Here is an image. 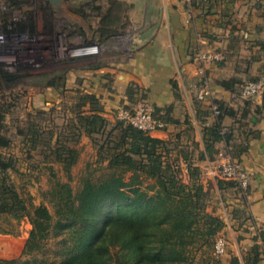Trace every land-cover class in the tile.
<instances>
[{
    "label": "crops",
    "instance_id": "crops-1",
    "mask_svg": "<svg viewBox=\"0 0 264 264\" xmlns=\"http://www.w3.org/2000/svg\"><path fill=\"white\" fill-rule=\"evenodd\" d=\"M41 4L44 16L32 18L35 30L43 24L55 29L60 12L74 24L69 46L96 42L101 48L92 56H66L60 68L46 71L49 78L59 75L62 85L46 84L45 104L54 95L95 94L104 116L112 117L132 100H147L166 123L147 134L163 140L169 154H189L201 169L205 190L216 195L210 206L225 222L219 232L229 242L225 264L234 256L245 264L255 245L263 251L264 90L247 100L233 94L244 81L264 74V0H211L193 17L182 0H62L59 4L41 0ZM110 15L112 21L104 23ZM3 18L0 11V25L5 24ZM104 28L111 32L102 34ZM198 47L221 50L226 59L202 67L192 58ZM5 58L0 62L4 70L15 61V53ZM204 78L209 80L211 96L200 100L197 90ZM227 81L230 87L224 85ZM216 102L227 109L221 126L228 134L214 140L206 129L218 120L212 110ZM229 158L252 174L245 195L215 174ZM180 161L187 168L186 161ZM260 257L256 264H264Z\"/></svg>",
    "mask_w": 264,
    "mask_h": 264
},
{
    "label": "trees",
    "instance_id": "trees-1",
    "mask_svg": "<svg viewBox=\"0 0 264 264\" xmlns=\"http://www.w3.org/2000/svg\"><path fill=\"white\" fill-rule=\"evenodd\" d=\"M210 4L211 0H200L197 9L208 8ZM8 15L11 13L4 14L3 18L5 32L15 34L28 28L35 30L33 23L8 21ZM111 21V15L104 19L106 24ZM101 31L104 35L111 32L105 28ZM16 78V74L5 71L0 63V89L4 88V79ZM54 78L57 77L50 78L46 84L59 88L62 78L59 76L60 84L52 81ZM230 84L231 81L224 82L226 87ZM80 94L83 95L79 104L82 108L80 118L88 134L98 133L108 122L103 115V105L95 94ZM216 103L220 110L218 120L206 129L214 140L228 134L221 126V118L227 109ZM9 108L6 103L2 106L0 122ZM85 108L87 110H83ZM154 115L163 121L155 112ZM119 125L123 134L116 143L119 150L109 157L111 171L97 179L91 175L84 177L76 192L68 183L57 181L44 194L54 213L48 204L35 205L21 194L10 173L16 169V159L0 151V235L15 234L17 224L28 219L32 229L22 256L33 257L43 250L48 237H62L59 262L20 256L0 259V264H192L198 252L203 264H224L213 254L215 238L225 226L224 220L203 211V205L198 204L205 201L209 193L202 183L192 182L190 176V185L191 182H183L178 175L181 158L188 169L199 172V167L193 165L189 154L171 158L163 140L120 120ZM10 144V138L0 132V149ZM62 149L75 154L70 147L63 146ZM232 156L235 158V154ZM58 157L63 159L62 153ZM71 157L74 159L73 155ZM71 164L72 161L68 166ZM128 172L133 173L129 179L126 178ZM141 176L155 182L143 188ZM262 240L264 247V235ZM260 255L264 259V251L255 245L250 257L245 258V264L258 263ZM229 264L242 262L234 256Z\"/></svg>",
    "mask_w": 264,
    "mask_h": 264
},
{
    "label": "rangeland",
    "instance_id": "rangeland-1",
    "mask_svg": "<svg viewBox=\"0 0 264 264\" xmlns=\"http://www.w3.org/2000/svg\"><path fill=\"white\" fill-rule=\"evenodd\" d=\"M4 2L7 4V10L0 11L4 14L11 13L23 22L32 23V18L38 20L44 16L45 10L41 0H4ZM58 14L59 21L55 29L46 24H43L39 30L32 31L28 28L18 33L20 36L17 42L10 38L5 44L4 54L15 53V61L7 65L5 71L16 74L18 78L4 79V88L0 89V110L5 103L10 105L9 111L0 122V132L11 140L10 146L1 148L0 151L16 159V169L10 170L13 182L29 202L35 205L46 203L53 213L54 208L45 199V192L54 187L57 181L68 183L76 192L84 177L91 175L97 179L105 176L111 171L108 168L109 157L119 150L116 148V143L123 134L116 113L112 117L105 116L108 122L100 132L88 134L85 123L80 118L82 108L79 104L83 96L80 93L54 95L53 101L45 104L46 83L51 81L45 72L60 68L61 61L67 59L61 48L69 46L67 43L69 32L74 25L66 19V15L60 12ZM92 21L93 19L90 18V26ZM0 30L5 32L4 24L0 25ZM56 77L52 81L60 84L59 75ZM98 106L100 107V104ZM63 146L70 147L75 154H69L67 150L62 149ZM60 153L63 159H59ZM176 155L171 154V158ZM71 161L72 164L68 166ZM180 166L178 175L183 182L190 183L191 176L192 182L197 180L199 184L202 183L205 190L200 168L198 172ZM132 175V172H128L126 178L129 179ZM141 179L143 188L155 182L142 176ZM229 182L234 185L232 181ZM192 192H195V189ZM212 199L216 200V195L209 192L205 201H199L198 204L203 205V211L212 212L210 206ZM262 223L264 224V219ZM31 229V223L25 218L17 224L15 234H2L4 236L0 237V259L22 256ZM61 238V236L48 237L44 241L43 250L37 252L35 257L31 255L22 257L37 258L49 263L59 262L62 258ZM196 254L192 264H203L204 260L200 252ZM215 259L225 264V257L220 259L215 257Z\"/></svg>",
    "mask_w": 264,
    "mask_h": 264
},
{
    "label": "built area",
    "instance_id": "built-area-1",
    "mask_svg": "<svg viewBox=\"0 0 264 264\" xmlns=\"http://www.w3.org/2000/svg\"><path fill=\"white\" fill-rule=\"evenodd\" d=\"M191 15L193 17L194 12L197 10V5L200 0H182ZM0 7L2 10H7V4L4 0H0ZM13 21H18L20 18L12 15ZM20 34H6L0 30V62L4 61L5 54L3 48L5 44L11 38L14 42L19 40ZM100 45L96 42L89 44H82L79 46H66L64 47L65 56L70 57H86L100 53ZM193 61L202 67L206 64H220L225 61L226 55L221 50L216 49H203L196 48L193 50ZM203 72V71H202ZM264 90V74L256 79L244 81L237 92L233 94V97H238L244 100L250 99ZM211 96V89L209 86V80L204 78L198 87L197 97L200 100H204ZM213 113L218 116L220 114L219 106L217 103L212 104ZM117 118L126 125H131L146 133H151L156 130L163 129L166 123L154 115V109L152 105L144 99H140L132 105L121 106L118 108ZM215 174L218 178L232 181L239 189L241 194L245 195L252 181V174L245 169L239 161L229 158L225 162L219 164L215 169ZM229 242L227 237L219 233L214 242L213 254L216 258L220 259L227 255Z\"/></svg>",
    "mask_w": 264,
    "mask_h": 264
},
{
    "label": "water",
    "instance_id": "water-1",
    "mask_svg": "<svg viewBox=\"0 0 264 264\" xmlns=\"http://www.w3.org/2000/svg\"><path fill=\"white\" fill-rule=\"evenodd\" d=\"M52 2L59 4L62 0H51Z\"/></svg>",
    "mask_w": 264,
    "mask_h": 264
}]
</instances>
